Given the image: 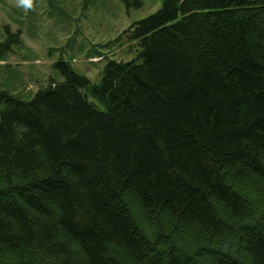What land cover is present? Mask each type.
<instances>
[{
	"label": "trees",
	"instance_id": "trees-1",
	"mask_svg": "<svg viewBox=\"0 0 264 264\" xmlns=\"http://www.w3.org/2000/svg\"><path fill=\"white\" fill-rule=\"evenodd\" d=\"M126 36L98 84L57 61L0 90V264H264V0H163Z\"/></svg>",
	"mask_w": 264,
	"mask_h": 264
},
{
	"label": "rangeland",
	"instance_id": "rangeland-1",
	"mask_svg": "<svg viewBox=\"0 0 264 264\" xmlns=\"http://www.w3.org/2000/svg\"><path fill=\"white\" fill-rule=\"evenodd\" d=\"M162 5L163 0H34L25 9L17 0H0V42L9 37L7 28L20 33V42L0 54V90L31 97L49 82L64 80L57 61H69L98 84L109 59L138 56L141 47L127 38V30ZM83 91L106 107L90 87Z\"/></svg>",
	"mask_w": 264,
	"mask_h": 264
},
{
	"label": "clouds",
	"instance_id": "clouds-1",
	"mask_svg": "<svg viewBox=\"0 0 264 264\" xmlns=\"http://www.w3.org/2000/svg\"><path fill=\"white\" fill-rule=\"evenodd\" d=\"M33 2L34 0H17L18 6H22L25 9H32Z\"/></svg>",
	"mask_w": 264,
	"mask_h": 264
}]
</instances>
